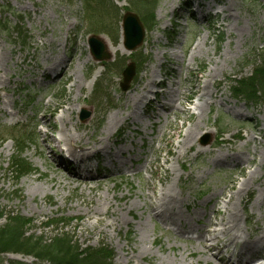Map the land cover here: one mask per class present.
I'll return each instance as SVG.
<instances>
[{
    "label": "rangeland",
    "instance_id": "rangeland-1",
    "mask_svg": "<svg viewBox=\"0 0 264 264\" xmlns=\"http://www.w3.org/2000/svg\"><path fill=\"white\" fill-rule=\"evenodd\" d=\"M106 1L120 10L117 19L121 20L124 9L129 8L125 0ZM191 5L192 9L189 8ZM221 10H224L223 14ZM82 18V0H0V23L5 25L8 32L6 35L0 28V80L7 78L5 70L9 72L8 77L13 78L6 86L0 84V213L12 212L31 222L27 235L44 241L61 232L54 225L46 226L59 218L62 224L58 228L76 245L82 248L97 247L102 242L111 248L113 264H172L174 252L184 247L188 251L195 250L194 242L177 239L167 230L169 228L149 221L147 210L138 209L143 201L137 199V193L158 198L159 190L173 183L176 176H180L179 186L184 190L180 195L179 190H175L177 200L182 203L181 206L177 205L176 212L183 216L189 226L200 228L192 220L194 214L202 224L204 217L215 218L211 216V205L204 206L206 201L223 192L222 205L233 195L248 172L255 169L259 172L255 175L252 191L243 194L240 199L245 215L251 217V223L264 215V99L260 98L251 105L236 100L226 80L234 74L246 77L252 71V66L258 65L256 57L264 51V0H157L155 19L158 27L153 32H144L142 45L135 53L127 57L123 50L117 51L108 62H115V65L105 75L100 64L91 61L89 64L92 67L87 74L85 69L89 65L78 70L82 89L75 87L70 91V81L63 83L52 74H48L44 80L34 66L41 64V44L46 40L53 41L52 47L66 44L59 51L63 61H70V56L73 57L71 69L77 66L78 60L87 57L91 35ZM17 29L26 38L24 46L18 42ZM95 35L103 45L116 47L120 43L118 28L113 42L105 31ZM135 54H142L147 63L134 76L127 91L122 93L119 90V63L134 61ZM18 58L24 63L14 65ZM210 59L213 61L210 62ZM214 60L218 61V67ZM215 68L216 74L210 79L207 75ZM94 75L96 78L92 82ZM151 78L155 82L164 81L166 86L171 85L172 90L181 83L182 100L173 106L160 97L166 109L173 106L171 111L165 112L155 103L146 105L151 100L148 98L136 110V117L131 119L133 123L120 128L122 123L118 122L117 132L113 128L107 131V120L111 115L127 113L119 105L120 98ZM101 79L104 81L100 90L95 91ZM206 82L209 85L214 83V90L218 89L219 98L214 97L213 102L224 100L225 103L221 107L213 104L207 110L201 118L192 149L180 155L177 142L184 131L199 119L195 110L199 94H193V88L196 86V90H200ZM164 90L165 87L161 91ZM59 91L62 93L59 94ZM76 96L78 105L71 116L73 122L88 125L91 132L96 131L101 138L113 136L109 140L111 152L124 151V157L117 156V161L124 162L121 167L123 171L125 168L138 170L136 177L117 171L113 167L118 168L117 164L109 165L95 160L88 163L90 173H82L86 180L74 181L72 169L58 170L57 162L60 159L57 157H65L64 150L67 148L63 144L58 148L51 143L42 144V137L38 135L41 125L38 122L44 110L47 115L52 113L56 120L48 136L58 139L61 123L57 118L67 101ZM9 101L13 102L14 107L8 104ZM47 102L50 103L45 108ZM144 108L148 111L146 115L143 114ZM81 110L90 114L84 122L79 120ZM237 112L243 115L242 119L235 117ZM10 114L15 115L13 120ZM156 116L159 118H154ZM176 128H181L179 138L171 140L169 137L177 133ZM135 129L139 135L132 133ZM217 129L224 133L221 140H230L232 145L217 140ZM206 131L211 132L208 150L211 155L203 153L204 147L199 144L207 136ZM26 135L32 140L26 143L22 157L33 172L15 182L8 172L10 160L15 154L11 140ZM246 137L262 142L261 148L257 147L254 154V145L245 143ZM114 141H120L122 145L114 147ZM231 148L241 153L242 163L249 159H253V163L244 167L212 164L215 156L227 155ZM147 160L156 161L161 167L158 171L161 183L156 179L149 180L150 169L145 168ZM259 163L261 166H258ZM183 167L186 172L181 170ZM151 168L155 170V165H151ZM76 172L81 173V170L77 167ZM188 174L194 180H185ZM57 175H61L68 186L55 191L50 187L51 183L46 184L45 181ZM150 185L155 188L153 192L148 191ZM97 187L100 196L106 198V202L99 207L100 222L97 218L88 217L87 211L95 204L94 199L92 203L88 201V189ZM112 187L115 188L114 192ZM125 201L132 206L131 212L117 213V206ZM258 202L263 203L259 210L255 205ZM112 212L116 213L119 223L114 228L105 227L114 219ZM215 219L219 220L220 217ZM4 222L0 220V226ZM139 222L143 225L139 226ZM0 263L40 264L34 256L24 254H0Z\"/></svg>",
    "mask_w": 264,
    "mask_h": 264
},
{
    "label": "bare ground",
    "instance_id": "bare-ground-1",
    "mask_svg": "<svg viewBox=\"0 0 264 264\" xmlns=\"http://www.w3.org/2000/svg\"><path fill=\"white\" fill-rule=\"evenodd\" d=\"M223 12L224 10H221V14H223ZM52 44L53 41L49 40H46V43L41 44V64L35 65L34 68L40 72L41 78L46 77V74L50 73L57 75L59 77L58 79L62 80L63 83L70 81V91H72L75 87L79 90L82 89V79L78 75V70L89 65V67L85 69V74H87L92 67L89 64L92 61V58L88 55L83 58V60H78L77 66L71 69L73 57L70 56V61H63L61 58V52L59 51V49L63 50L65 48V44H58L53 47ZM45 46L47 47L45 48ZM198 48L199 46L197 45L196 49ZM107 50L112 56H114L117 51H122L121 43L116 47L107 45ZM4 61L6 60L4 59ZM212 61L213 59H210V62ZM23 63L24 61H20L18 58L14 65ZM214 64L217 66L218 61H215ZM185 67L188 69V66ZM215 72L216 68L210 70L207 76L212 79L216 74ZM8 74L9 72L5 70L4 75L7 78L3 81L0 80L1 85L6 86L10 83V81H13V78L8 77ZM95 78L96 76L94 75L92 82ZM207 83L208 82H206L200 90H196V86L193 88V94H199L197 96L198 103L195 105V110L198 111L199 119L197 123L191 124L184 131V135L181 137V140L177 142V149L179 150L180 155H185L187 151L192 149L195 137L199 133L201 118L206 114L207 110L213 104L221 107L225 103L224 100H220V102H213L214 97L219 98L217 96L218 89L214 90V83L211 85ZM156 85L157 83L151 78L146 84L141 86L138 85L132 91L127 92L122 98H120L121 102L119 105L124 107L125 110H127V113L122 115V113L119 112L111 115L107 120V131H109L110 128H113L117 132L118 130L116 129V126L118 125V122L122 123L120 128L126 124L133 123L131 119L136 117V110H138L139 106L143 104L146 97L153 92L150 90V87H155ZM169 86L170 85L165 86V91L162 93L161 97L163 100L167 99L174 106V104L179 103L183 98L181 90L182 86L181 83L176 85V90L174 91L170 89ZM77 100V96L73 98V100H68L66 107L61 111V114L57 118L61 123L58 139L48 136V131L51 130L52 123L56 120L55 116L52 113L47 115L46 110L43 111L41 120L38 122V124L41 125L38 135L42 137V144L51 143L57 147L63 144L67 148L68 158H61L59 162L65 163V166H61V164H59L58 169L61 170H63L66 166H72L73 169L81 167L85 174H89L90 167L87 163L92 159H96L98 161L101 160V162L104 161L109 165L117 164L118 168L114 166L115 169H120L124 166V162L117 161V156L123 158L124 152L122 150H119L118 152L110 151L109 140L113 136L101 138V134H96L97 132L94 130L91 132V128L88 125L81 126L80 124L73 122L71 116L75 110H77ZM154 101L160 109H165V104H163L157 96ZM49 103L50 102L46 103L45 108L48 107ZM8 104L13 107L12 101H9ZM173 106H171V108H173ZM146 113L147 111L145 110L143 114L146 115ZM9 116L13 120L15 115L10 114ZM235 117L237 119H242L243 115L240 112H237ZM154 118H159V116ZM180 129L181 128H176L177 133L170 135L169 138L171 140L179 138ZM132 133L139 134L138 131H133ZM205 134L211 135V132L206 131ZM116 143L117 141L112 142L113 145ZM224 143L232 145V141L230 140H226ZM245 143H253L254 148L252 154L256 152L257 147L261 148L262 146L261 141H256L252 137H246ZM203 149V153L211 155L209 152L210 146ZM198 151L197 153L201 152ZM197 153L195 155H197ZM240 157L241 153L239 151L236 152L231 148L229 149V153L227 155L223 154L222 157L215 156L212 164L215 166L237 164L240 167H244L253 163V159L246 160L242 163ZM151 165H155V170L151 168ZM258 166H261V164L259 163ZM148 167L150 169L149 180L156 179L159 183H161V179L158 174L161 167L157 164V162L147 160L145 168ZM258 172L259 171L256 169L249 171L246 178L238 183L233 195L230 196L227 201L222 202V205H220V201L223 197V192L218 195H213L211 200H207L204 206L208 204L211 205V216H214L215 218L219 216L220 219L216 220L215 218L204 217L205 222L200 225V228L187 225L183 216L176 212L177 205L181 206L182 203L177 200L178 195L175 190H179V195L184 191L183 188L179 186L180 176H176L173 183H168L166 186L162 187L159 190L158 198L152 199L151 196L147 194H136L137 199L143 201V205H140L138 209L139 211L144 209L145 212L147 210V219L149 221H156L161 224L163 228L171 229L177 239L194 242V245L196 246L195 250L191 249L188 251L187 248L184 247L181 251L177 253L174 252L172 264H225L222 260L218 259V254L227 255V259L231 261L232 264H264V215H261L259 219H256L253 223H251V217L249 215H245V209L244 206H242L240 199L243 194H248L252 191L251 186L255 180V175ZM74 174V181L84 180L85 178L82 173L83 177L80 175L78 176L77 172H74ZM124 174L137 175L138 170L132 171L131 168H125ZM186 179L194 180V177L188 174ZM198 179H201V177H198ZM47 180L48 181H45V183L48 184V182H50V187L55 191L68 186L61 175L51 176ZM85 187L88 188L87 186ZM97 189L98 187L88 189V195L90 196L88 201L92 203V199H94L95 204L88 207L87 211L88 217L97 218V221L100 222L99 207L101 204L106 202V198L101 197ZM112 190V192H114L115 188L112 187ZM154 190V186L150 185L148 191L153 192ZM255 205L258 210L263 207V203L260 202ZM131 210L132 206L127 205L126 201L117 206V213L125 212L129 214ZM115 215L116 213L112 212L111 217L114 219L110 224H105V227L111 226L114 228L118 225V218H116ZM198 219V216L194 214V218H192V220L199 222ZM252 224L254 225L253 228ZM142 225L143 223L139 222V226ZM196 254L199 255L196 256ZM187 259L190 260L187 261ZM160 264L165 263L160 262Z\"/></svg>",
    "mask_w": 264,
    "mask_h": 264
},
{
    "label": "trees",
    "instance_id": "trees-1",
    "mask_svg": "<svg viewBox=\"0 0 264 264\" xmlns=\"http://www.w3.org/2000/svg\"><path fill=\"white\" fill-rule=\"evenodd\" d=\"M129 4L136 10L141 11L144 24L149 30L153 29L155 22L153 13L156 8L155 0H127ZM83 9L87 17L96 14L97 19L93 23L101 24L100 13H108L109 6L104 0H83ZM95 17V16H94ZM2 30L5 26L1 25ZM17 31V30H16ZM18 38L23 41L20 33H17ZM256 63L253 65L252 71L246 77L236 75L235 79L231 80L230 90L232 95L239 99L245 100L248 103H255L261 97L264 99V51L256 57ZM29 139V138H28ZM28 139H15L14 145L16 151L23 152L24 145ZM30 140V139H29ZM31 172L30 166L14 156L10 160L9 173L17 182L21 177ZM4 219V225L0 226V254H25L34 256L40 264H112V252L103 244L96 248L86 247L81 249L72 239L58 228L62 224L61 219H55L52 224L61 232L53 236L50 240L44 241L35 239L27 235L28 222L22 217L13 213H0V220ZM2 264V263H0ZM23 264V263H16Z\"/></svg>",
    "mask_w": 264,
    "mask_h": 264
},
{
    "label": "water",
    "instance_id": "water-1",
    "mask_svg": "<svg viewBox=\"0 0 264 264\" xmlns=\"http://www.w3.org/2000/svg\"><path fill=\"white\" fill-rule=\"evenodd\" d=\"M122 29L124 36V46L127 50H134L137 46L141 44L143 33L138 21V18L132 14H126L122 21ZM91 51L97 60H107L109 56L104 53V47L97 40L90 41ZM133 76V66H129L124 72V84L122 90H126V86L131 81ZM84 117L82 118V120ZM203 145H205L203 143Z\"/></svg>",
    "mask_w": 264,
    "mask_h": 264
}]
</instances>
